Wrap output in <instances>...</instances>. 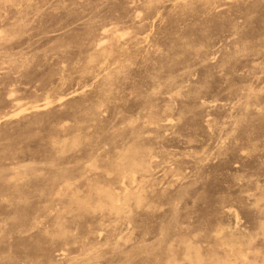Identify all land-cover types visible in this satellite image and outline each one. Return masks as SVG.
<instances>
[{
	"label": "rangeland",
	"instance_id": "rangeland-1",
	"mask_svg": "<svg viewBox=\"0 0 264 264\" xmlns=\"http://www.w3.org/2000/svg\"><path fill=\"white\" fill-rule=\"evenodd\" d=\"M262 227L264 0H0V264H264Z\"/></svg>",
	"mask_w": 264,
	"mask_h": 264
},
{
	"label": "bare ground",
	"instance_id": "bare-ground-1",
	"mask_svg": "<svg viewBox=\"0 0 264 264\" xmlns=\"http://www.w3.org/2000/svg\"><path fill=\"white\" fill-rule=\"evenodd\" d=\"M151 26H152V25H151ZM151 28H152V27H151ZM103 30H104V29H103ZM137 36H138V35H137ZM142 36H143V35H142ZM101 44H102V43H101ZM99 67H100V66H99ZM170 78H171V77H170ZM77 92H78V91H77ZM255 92H256V91H255ZM72 94H74V93H72ZM70 95H71V94H70ZM60 99H61V97H60ZM60 99H59V100H60ZM57 103H58V102H57ZM53 104H54V103H53ZM45 105H46V104H45ZM45 105H44V108H45ZM114 106H115V105H114ZM35 108H36V107H35ZM39 108H42V106L39 107ZM31 110H32V108H31ZM21 113H22V111H21ZM14 114H15V113H14ZM9 115H11V114H9ZM9 115H8V116H9ZM247 122H248V121H247ZM238 124H239V123H238ZM245 124H246V123H245ZM112 149H113V148H112ZM212 151H213V150H212ZM94 160H95V159H94ZM151 161H152V160H151ZM184 171H185V170H184ZM39 175H40V174H39ZM39 175H37V176H39ZM92 179H93V178H92ZM121 184H122V183H121ZM79 186H80V185H79ZM123 187H124V186H123ZM103 198H104V197H103ZM71 200H72V199H71ZM82 200H83V199H82ZM62 205H63V204H62ZM86 205H87V204H86ZM81 207H82V206H81ZM110 208H111V207H110ZM114 209H115V208H114ZM129 211H130V210H129ZM97 212H98V211H97ZM69 216H70V215H69ZM235 216H236V215H235ZM127 225H128V224H127ZM261 226H262V225H260V229H261ZM57 228H58V227H57ZM262 230H264V227H262ZM56 231H57V230H56ZM69 231H70V230H69ZM257 231H258V230H257ZM70 232H71V231H70ZM259 232H260V231H259ZM200 233H201V232H200ZM47 234H48V233H47ZM62 234H63V233H62ZM212 234H213V233H212ZM49 235H50V234H49ZM49 235H48V236H49ZM194 236H195V235H194ZM261 236H262V235H261ZM261 236H260V237H261ZM256 237H258V236H256ZM262 237H264V236H262ZM121 238H122V237H121ZM45 239H46V238H45ZM117 239H118V238H117ZM123 239H124V238H123ZM230 239H231V238H230ZM243 239H244V238H242V240H243ZM118 240H120V239H118ZM253 240H254V239H253ZM188 242H190V241H188ZM197 247H198V246H197ZM209 247H210V246H209ZM185 248H186V247H185ZM211 248H212V247H211ZM189 249H190V247H189ZM195 249H196V248H195ZM213 249H214V248H212V250H213ZM192 250H193V249H192ZM197 250H198V248H197ZM190 251H191V250H190ZM210 251H211V250H210ZM128 252H129V251H128ZM196 252H197V251H196ZM199 252H200V251H199ZM214 252H215V251H214ZM211 253H212V251L210 252V254H211ZM215 253H216V252H215ZM193 254H196V253H193ZM184 255H185V254H184ZM197 255H198V254H196V257H197ZM240 255H241V253H240ZM37 256H38V255H37ZM210 256H211V255H210ZM215 256H217V254H216ZM221 256H222V255H221ZM221 256H220V257H221ZM191 257H193V256H191ZM200 257H201V256H200ZM212 257H213V255H212ZM212 257H210V258H212ZM215 258H216V257H215ZM218 258H219V256H218ZM218 258H217V259H218ZM208 259H209V258H208ZM191 260H192V259H191ZM193 260H194V259H193ZM198 260H200V259H198ZM198 260H197V261H198ZM174 261H175V260H174ZM185 261H186V259H185ZM187 261H188V260H187ZM187 261H186V262H187ZM197 261H196V262H197ZM218 261H219V260H217V262H218ZM220 261H221V260H220ZM181 262H182V261H181ZM196 262H195V263H196ZM199 262H200V261H199ZM212 262H213V261H212ZM215 262H216V261H215ZM222 262H223V260H222ZM173 263H174V262H173ZM193 263H194V261H193ZM200 263H201V262H200ZM200 263H199V264H200ZM190 264H191V263H190ZM196 264H198V262H197ZM201 264H202V263H201ZM204 264H205V263H204ZM212 264H213V263H212ZM216 264H220V263H216Z\"/></svg>",
	"mask_w": 264,
	"mask_h": 264
}]
</instances>
